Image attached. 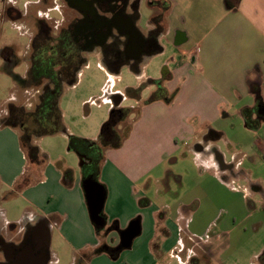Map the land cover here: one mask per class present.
Listing matches in <instances>:
<instances>
[{"label": "crops", "instance_id": "0c3cea01", "mask_svg": "<svg viewBox=\"0 0 264 264\" xmlns=\"http://www.w3.org/2000/svg\"><path fill=\"white\" fill-rule=\"evenodd\" d=\"M157 1L164 7L160 50L145 62L164 53L163 40L172 42L177 58L164 64L161 86L173 97L169 103L134 99L129 107L138 114L125 119L129 130L120 146L102 149L96 181L105 189V225L99 233L90 220L83 189V168L89 161L68 147L66 152H75L80 159L76 164L64 153L65 145L40 148L38 137L34 143L44 163L28 162L20 131L7 124L6 116L11 103L31 107L37 99L34 91L19 89L13 81L10 95L0 102V200L24 204L19 208L12 203L9 209L16 216L8 218V208L0 202L4 243L12 244L30 228L34 252L46 250V264L59 262L60 255L65 264H196L200 258L209 263L207 233L213 218L199 227L206 217L200 196L185 200L181 191L178 196L165 192L171 168L164 161L181 148L192 155L199 194L209 196L216 187L229 196L241 194L244 202L251 191L264 192V186L253 181L249 188L242 185V193L234 187L246 177L240 167L247 156L243 149L255 148L264 158V117L256 111L259 103L264 105V0H239L235 8L226 0ZM154 25L149 19L148 29ZM20 44L26 51L18 56L28 64L29 41ZM95 56L100 60L99 54ZM144 68L139 73L130 70L145 79ZM154 90L155 86L148 87L149 92ZM221 140L228 150L221 147ZM66 170L69 177H64ZM254 202L264 211V196ZM134 220L139 223L138 235L129 248L116 250L121 232ZM54 238L64 246L59 254L50 250ZM258 258L264 264V252Z\"/></svg>", "mask_w": 264, "mask_h": 264}, {"label": "rangeland", "instance_id": "374dc122", "mask_svg": "<svg viewBox=\"0 0 264 264\" xmlns=\"http://www.w3.org/2000/svg\"><path fill=\"white\" fill-rule=\"evenodd\" d=\"M147 1L142 0L143 18L139 21V26L142 29L146 28L148 20L152 15V9L149 7ZM153 10L154 14L160 11L163 13L164 11V9H158L154 6ZM22 33L20 29H16L13 25L5 22L1 25L0 45H9L13 43V40L16 41L14 43L17 46V43H25L26 38L21 36ZM162 43L165 47L164 53L157 54L151 57V59H147V63H143L145 67L143 70L147 76L145 79L143 77L139 78L138 75L136 76L133 73L134 70H130L129 64H122L116 70H113L111 67L107 68L106 66V69L110 71H105L104 68L100 67V64L103 63L99 58L93 55L85 57L86 61L81 65V69L79 68L78 74L73 76V79L70 81L62 83L61 88L57 91L60 94L59 109L61 123L66 132L65 136H41L37 141L39 147H53L56 150L61 145H65L64 153L71 155L76 161V164H79L80 159L75 152H66L69 144L68 135L78 137L82 140L96 141L100 133L101 125L108 119L109 112L113 106L111 96L117 90L124 93H122L123 98L120 102L123 107H129L131 104H134V99L136 100L135 97L125 96V90L127 88H141L139 97L149 99L152 93L148 91V87L151 85L155 86L152 81L161 80L164 64L167 61H171L173 57L177 58L172 42L163 40ZM24 51H26V47L22 44L17 47V55H21ZM22 68L20 66L14 70L15 73H18L19 77L24 75ZM11 70L12 68H7L5 65L0 64V102L10 95L13 81L18 83L17 86L19 89L20 87L27 88L30 89V92H35L37 89L36 86L33 88L20 83L19 81L22 82L21 78L13 80L10 73ZM116 72H119L118 76H116ZM139 72H141V67L138 70ZM108 92H111V94ZM133 111V115H135L137 109ZM231 120L235 121L233 117ZM15 128L20 131L22 137H25L22 135L24 133L17 126ZM128 128V121L123 122L121 125L119 124L116 129L115 138L123 135ZM231 132L228 131V135ZM32 134L30 138L34 142L35 137ZM219 142L224 150H228L223 140ZM229 150L233 153L236 152V149L233 150L231 147ZM242 152L247 155L243 157L240 163V167L245 172L246 177L234 184V187L241 193L242 185L249 188L250 181L256 182L258 185L261 183V186H264L263 156L258 154L255 148L243 149ZM228 155L230 156V154ZM175 158L178 159L177 164L174 163ZM164 165L170 166L171 168L170 173L167 174L166 182L168 181V183L165 185L167 188L165 192L173 196L177 194L176 196H178L181 191V195L184 196L185 200L191 199L196 194L200 196L202 210H204L202 217L206 216L205 221L199 223L200 228L204 224L206 225L208 220H212L213 218V222L207 233L210 239L208 241L210 246L208 247L209 254L207 256L211 261L206 263V260L202 261L200 258V262L198 260L196 264H260L258 263L260 261L258 256L264 252V211H262L260 205L256 206L254 201L257 198H262L264 192L257 191L255 193L251 191L250 198H245L244 202L241 194H234L232 192L233 194L229 196L224 191L220 192L216 187L209 196H205L204 193L199 194L196 192V182L198 180H196L197 171L192 160V155L183 148L178 149L172 157L166 159ZM151 175L154 176V173L152 172ZM245 179H249V182ZM168 189L170 190L168 191ZM0 202L3 207L8 208V218H14L16 216L9 209L12 203H17L19 208L24 204L18 199H2ZM224 226L228 231H224ZM62 246V243L54 238L51 241L50 250L59 254L61 248H64ZM59 257V262H51L49 264H65V259L61 255ZM171 264H174V262Z\"/></svg>", "mask_w": 264, "mask_h": 264}, {"label": "flooded vegetation", "instance_id": "af4514ba", "mask_svg": "<svg viewBox=\"0 0 264 264\" xmlns=\"http://www.w3.org/2000/svg\"><path fill=\"white\" fill-rule=\"evenodd\" d=\"M147 2L152 9L150 22L155 23L150 29L139 26L142 0H0V31L8 22L29 41L28 64L17 55L21 44L17 46L15 40L0 45V64L12 68L11 75L21 78L20 83L37 87V101L31 107L11 103L6 122L26 134L49 123L45 110L38 111L43 94H54L73 79L87 56L99 54L101 62L113 70L129 64L138 72L146 58L160 50L162 11L154 14L153 6L164 7L156 0ZM20 66L24 77L14 72ZM85 158L92 162V157ZM24 234L12 244L0 239V264H25L27 258L34 264V232L29 228ZM40 252L41 248L35 255Z\"/></svg>", "mask_w": 264, "mask_h": 264}, {"label": "trees", "instance_id": "16d2710c", "mask_svg": "<svg viewBox=\"0 0 264 264\" xmlns=\"http://www.w3.org/2000/svg\"><path fill=\"white\" fill-rule=\"evenodd\" d=\"M239 0H226V4L229 8H235L237 6ZM152 83L156 86L155 90L152 92L150 99L148 101H152L154 99H162L165 102L169 103L172 100L173 94L167 93L166 89L161 86V80H153ZM141 88H127L125 90V96L135 97L136 99L139 98ZM124 94V93H123ZM123 94L115 93L111 96L112 99V108L109 112V117L106 121H104L100 128V133L96 141H88V140H82L75 136H68V147L78 153L79 155L83 157H92V162L88 164V166H85L83 168V176L82 178L85 179L88 176H91L95 180H97V175L99 171V162L102 158V149L104 147H118L121 144L122 138L127 134L129 128L127 131L120 135V137H116V129L117 126L125 121V119L133 114L134 108L130 107H119V104L123 98ZM59 97L60 94L58 92L52 94V93H44L43 97L38 105L40 108L38 111L45 110L46 119L49 121V123H45L39 130L34 131L35 138L45 136V135H51L57 132H64V126L61 123V114L59 109ZM263 104L259 103L258 108L256 111L258 112V116L264 117L263 112L261 111V106ZM262 112V113H261ZM138 114V110L135 112V115ZM244 114L247 115V112H244ZM7 124L12 125L15 127V125L9 123L7 121ZM248 124H251L254 126L253 122H250ZM23 132V131H21ZM25 137H22L20 134V145L26 154V157L28 159L29 163H34L36 165H40L44 163V159L42 154L39 152L38 146L31 141L30 135L23 132ZM29 136V137H28ZM114 139V140H113ZM70 176V170H66L64 172V177ZM102 186V185H101ZM103 190L104 187L102 186ZM102 215V213H101ZM103 220L104 215H102ZM96 232L99 233L101 228L98 226H95ZM121 245H118L115 249L121 250Z\"/></svg>", "mask_w": 264, "mask_h": 264}, {"label": "water", "instance_id": "95a60500", "mask_svg": "<svg viewBox=\"0 0 264 264\" xmlns=\"http://www.w3.org/2000/svg\"><path fill=\"white\" fill-rule=\"evenodd\" d=\"M133 26L134 25L132 24V27ZM263 110H264V105H263ZM83 189L87 201L90 220L95 226L101 228L104 227L105 221L103 220L101 213L103 209L105 194L102 186L94 178L88 176L83 180ZM139 230L140 229H139L138 221L136 220L131 221L128 224V226L121 232L120 235L121 246L123 248H129L131 246L132 240L138 235ZM35 254H34V264L47 263L46 250L40 252L39 255H35ZM25 262H26L25 264H33L29 258H27Z\"/></svg>", "mask_w": 264, "mask_h": 264}]
</instances>
